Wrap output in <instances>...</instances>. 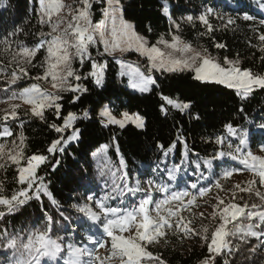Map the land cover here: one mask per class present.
<instances>
[{
  "label": "snow or ice",
  "instance_id": "6c2138e0",
  "mask_svg": "<svg viewBox=\"0 0 264 264\" xmlns=\"http://www.w3.org/2000/svg\"><path fill=\"white\" fill-rule=\"evenodd\" d=\"M36 2L41 29L47 26L49 31L35 33L36 40L31 46L19 39L24 34L22 28L0 36V81H3L0 92L8 94L11 89L8 100L21 102L10 103L0 115V137L11 138L0 142V169L14 166L18 185L10 195H5L3 181H0V224H6L7 216L19 212L33 200L41 204L44 221L43 225L30 227L24 234L0 227V252L8 256V264H51L53 261L60 264L61 260L62 264H168L160 253L150 250V246L166 237L169 231L181 238L200 239L207 254L199 264H230L229 257L240 250L238 245L233 246L230 238L245 243L255 238L258 243L248 249L249 253L255 256L258 248L264 251V143L258 144L254 152L248 131L232 122L224 123L223 131L211 139L216 146L211 156L202 158L189 149L182 129L167 145L158 141L155 147L160 158L143 181L139 177L133 179L113 136L110 144H104L92 153L97 163V175L105 178L101 193L90 189L82 199L63 210L49 190L47 173L41 174L45 168L55 171L60 167L61 157L70 154L71 147L81 139L79 123L94 118V110L65 112L63 103L66 93L71 94L70 104L80 101L89 92L85 81L91 80L97 87L104 86L107 61L98 62L91 48H96L100 56L116 59L120 68L118 75L127 77L132 90L140 94L155 93L160 100V113L164 116L174 110L186 113L190 119H200L199 114L191 112V100L181 101L178 97L164 95L161 87L162 79L190 73L193 80L202 84L223 85L233 90L242 101L237 111L246 118L243 102L257 91L264 90V73L242 68L239 59L225 56L221 62L213 58L207 48L198 50L180 35L182 24L195 26L198 22L205 29L200 35L211 37L216 31L211 19L218 20L224 31L233 28L236 19L219 13L210 5H204L195 17L189 14L174 19L165 4L162 13L170 21L168 39L161 34L152 43L125 18L124 0H73L76 7L65 5L63 0ZM96 5L100 6L107 23H93ZM259 7L262 18L248 12L240 18L249 22V31L257 41L253 44L250 40L249 46L261 53L259 59L264 62V0H259ZM65 8L70 19L59 15ZM145 29L151 33V24H146ZM213 41L215 48L226 49L225 43L215 41L214 37ZM98 45H102V52ZM42 50L46 55L39 59ZM129 51L139 53L146 58V63L134 66L115 57L116 52ZM74 63H78V67H74ZM44 84L50 87L46 88ZM4 102L0 100V103ZM23 105L30 106L23 116L47 124L58 134L47 147V154L26 155L27 138L23 131L13 130V126L24 127L18 111ZM47 114L54 117L52 122ZM95 121L104 128L115 126L124 130L131 125L140 131L147 129V119L141 113L123 111L116 115L107 105L95 112ZM258 127L264 131V123ZM178 144L182 153L179 158H174ZM109 148L114 149L118 157L116 162L109 157ZM231 162L243 167H233ZM189 166L197 179L180 187L177 182L182 181ZM217 168L219 172L215 171ZM243 171L252 175L246 186L235 184L231 189H225L222 181ZM214 189L218 191L214 195L215 203L210 205L213 212L208 217L204 212L199 213V217L210 221L211 229L205 224L199 229L193 227V220L182 213H191V206L196 205L198 198L208 196ZM220 192L230 195L226 199ZM238 193L254 194L260 203H237ZM154 194H159V198L154 199ZM42 197H47L55 206L59 219L43 207ZM239 199L243 200V197ZM69 209L77 214L80 226H87L88 234L81 235L72 229V217L66 214ZM58 230L70 232V236L59 235ZM100 249H105L106 254L100 255Z\"/></svg>",
  "mask_w": 264,
  "mask_h": 264
},
{
  "label": "trees",
  "instance_id": "16d2710c",
  "mask_svg": "<svg viewBox=\"0 0 264 264\" xmlns=\"http://www.w3.org/2000/svg\"><path fill=\"white\" fill-rule=\"evenodd\" d=\"M124 2L127 9L125 18L133 22L136 25V31L140 35L146 36L152 43H155L161 34L168 38L170 21L162 13V7L165 4L169 6L174 19L189 14L195 17L201 12L204 5L212 6L219 13L236 19V25L224 31L220 29L218 20L211 19L216 31L210 37L200 35L205 29L198 22L195 26L185 23L181 25L180 35L182 39L191 43L193 47L207 48L211 56L221 62L225 56L229 59H239L242 68H250L253 72L264 73V62L259 59L261 53L256 48L249 46L250 40L253 44L257 43L253 33L249 31V22L240 18L244 12L262 18L259 0H124ZM37 7L36 0H0V36L6 35L15 28H22L24 34L19 39L24 40L28 45H32L31 37L34 34L33 30L37 20ZM101 17V8L96 5L93 9L94 22H99ZM146 24H151V33L146 32ZM213 37L215 41L225 43L226 49L215 48ZM105 60L108 67L105 71L102 88L95 86L91 80L85 81L89 92L80 101L70 104L71 94L69 93L65 94L63 101L65 112L80 113L83 110H94L92 112L93 120H84L79 123L82 131L81 139L71 147L70 154L61 157L60 167L55 171L45 168L41 173H47L46 182H48L49 190L63 206L61 210L69 208L70 204L82 199L90 189L97 194L101 193V186L105 178L97 175L92 153L102 145L110 144L113 136H115L120 151L127 160L133 179L139 177L141 181L146 178V175L151 174L160 158L155 147L156 143L159 141L167 145L175 139L179 129H182V134L187 137L189 149L199 153L202 158L213 154L216 146L210 141L223 131L222 126L226 122H232L248 131L249 143L254 152H256L258 144L264 143V131L258 127L259 124L264 123V90L257 91L249 100L243 102L245 118L237 111L242 101L233 90L227 89L223 85L202 84L193 80L190 73L172 76L162 79L163 94L178 97L181 101L191 100V112L193 115L199 114L200 119H190L186 113L174 110L169 111L168 115L164 116L160 113V100L155 93L140 94L135 92L128 86L127 78L118 75L119 68L115 60L107 56L102 59V62ZM2 86L3 81H0V87ZM10 94L11 89L8 94L0 92V100L7 102ZM105 105L111 108L116 115L123 111L141 113L147 119L146 131H140L131 125L124 130L115 126L102 127L95 121V112ZM18 111L21 112L24 127L19 129L13 126V130L14 132L23 131L27 138L26 155L32 153L47 154V147L57 138L58 134L51 130L47 124L23 116L27 110L21 108ZM2 114L3 112L0 110V115ZM47 118L49 122L54 120L51 114H47ZM55 122L60 123V121ZM5 139L11 140V138L0 137V142H4ZM177 149L174 158H179L182 153L179 144ZM108 154L114 162L118 160L113 148H109ZM191 158L194 159V157ZM50 159L53 158L50 157ZM171 163L172 160L170 159L169 164ZM231 166L243 167L237 162H231ZM215 171L219 172L220 169L217 168ZM15 177L14 166H10L6 170L0 169V181H3L5 195H10L17 189ZM195 179L197 176L193 174L192 166H189L182 177V181L177 183L180 187H184L186 183ZM251 179L252 175L243 171L234 173L231 178L222 181V183L225 189H231L235 184L245 187L246 182ZM201 183L206 182L201 181ZM217 191L214 189L208 196L198 198L196 205L191 206V213L188 211L182 213L186 218L193 220V227L199 229L202 224H205L211 229L210 221L199 217V213L204 212L205 217L210 216L213 212L210 205L215 203L214 195ZM219 194L226 199L230 195L227 192H220ZM241 196L243 200L239 199ZM153 198H159V194H154ZM42 199L43 207L48 210L49 214L59 219L55 206L50 203L47 197H42ZM236 202L241 204L247 202L249 205L260 203L258 197L248 193H238ZM66 214L72 217V229L81 235L88 234L87 226H80L75 212L69 209ZM42 217L41 204L33 200L19 212L7 216V223L0 224V227H7L10 232L16 231L24 234L30 227L43 225ZM57 234L70 236V232L66 233L63 230H58ZM230 242L233 246L238 245L240 249L239 252L229 257L230 264H264V251L258 248L255 256L248 251L250 247L258 243L255 238H251L247 243L237 238H230ZM150 250L160 253L168 261V264H199L200 259L207 254L200 239L196 237L181 238L179 234L172 235L171 231L166 237L160 238L158 243L151 245ZM8 259L7 255L0 252V264H8ZM51 264H56V261L51 262ZM60 264H62V260Z\"/></svg>",
  "mask_w": 264,
  "mask_h": 264
},
{
  "label": "rangeland",
  "instance_id": "374dc122",
  "mask_svg": "<svg viewBox=\"0 0 264 264\" xmlns=\"http://www.w3.org/2000/svg\"><path fill=\"white\" fill-rule=\"evenodd\" d=\"M63 2H64L65 5H69V4H71V5H73V7H76V4L73 2V0H63ZM59 15H60L61 17L66 18V19H70V18H71L70 16L67 15V8H65L64 10H62V12H61ZM53 19H56V17L54 16ZM92 20H93V16H92ZM101 21H104V22L107 23L106 18H105L103 15H102L101 20H100L99 22H94V20H93V23H94V24H98V23H100ZM40 30H43V31L47 32V31H49V28H48L47 26H44L43 29H41V26H40L38 20H36L35 29L33 30V31H34V34L37 33V32L40 31ZM34 34H32V37H31L32 43H34L35 40H36V37H35ZM166 39H168V38H166ZM29 46H31V45H29ZM98 46L100 47V51L102 52V51H103L102 45H98ZM194 48H196V49H198V50L200 49V48H197V47H194ZM90 51L92 52L93 57H94L98 62H102V59H103L105 56H107V55H104V56H100V55H98V54H97V51H96V48H91ZM44 55H46V52H45L44 50H42L41 53L38 54V58H39V59H43V56H44ZM107 57H110L111 59H114L115 62H116V59H115L113 56H107ZM115 57H121V58H123L124 60L133 63L134 66H135V65L143 66V65L146 63V58L141 57V56L139 55V53H136L135 51H129L128 53H120V52H116V53H115ZM213 58H215V57H213ZM215 59H217V58H215ZM217 60H218V59H217ZM116 63H117V62H116ZM117 65H118V63H117ZM73 66H74V67H78V63H74ZM85 67H86V66H85ZM118 68H119V65H118ZM119 71H120V68H119ZM34 74H35V73H34ZM104 77H105V75H104ZM126 78H127V77H126ZM22 86H23V84H22ZM43 86L46 87V88H49V87H50L48 84H44ZM10 103H21V102H20L19 100H16V101H9V100H8L7 102H5V103H3V104L0 105V110L2 111V110H4V109L9 108V104H10ZM29 107H30V106H28V105H23V106H22V108H23L24 110H28ZM9 141H10V140H9ZM98 149H99V148H98ZM98 149H97V150H98ZM97 150H96V151H97ZM96 151H95V152H96ZM257 154H259V153H257ZM108 155H109V154H108ZM109 157H110V156H109ZM94 163H95V166H96V168H97V163H96V161H94ZM99 254L102 255V256L105 255V254H106V250H105V249H100Z\"/></svg>",
  "mask_w": 264,
  "mask_h": 264
}]
</instances>
